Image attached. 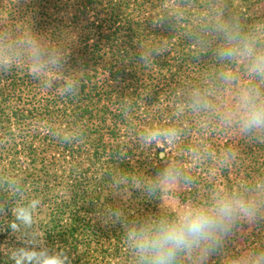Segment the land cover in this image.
Masks as SVG:
<instances>
[{"label": "trees", "instance_id": "1", "mask_svg": "<svg viewBox=\"0 0 264 264\" xmlns=\"http://www.w3.org/2000/svg\"><path fill=\"white\" fill-rule=\"evenodd\" d=\"M110 1L0 0V264H39L32 253L150 264L140 236L174 215L159 205V161L128 155H186L195 136L213 145L200 155L229 162L215 175H177L179 197L233 212L171 264H228V242L249 224L260 256L264 127L244 121L247 104L264 102V29L219 12L192 20L197 0L155 21L133 19L148 0L128 14Z\"/></svg>", "mask_w": 264, "mask_h": 264}, {"label": "rangeland", "instance_id": "2", "mask_svg": "<svg viewBox=\"0 0 264 264\" xmlns=\"http://www.w3.org/2000/svg\"><path fill=\"white\" fill-rule=\"evenodd\" d=\"M178 0H150L143 2V10L135 14L133 17L134 21H140L147 18H152L154 21L159 18L161 9L167 7L170 10L174 9L172 6L176 4ZM118 0H111L110 3H116ZM141 3V0H120V4L124 5L125 8L129 10L122 11L128 12L134 8V5ZM104 7L105 4H103ZM195 15L192 20L200 21L198 17H203L205 14L218 13L221 17L224 14L227 15H237L236 17L242 16L243 19L251 21L250 26H254L255 31H261L264 29V0H197L192 4ZM99 8H91L88 10L87 18L91 21L93 20L95 12ZM172 15V14H170ZM222 23L225 21L222 20ZM194 23H197L194 21ZM221 23V24H222ZM248 26V27H250ZM262 36V35H260ZM190 148L188 154L180 155V151L175 147L165 148V152L169 155H128L131 159H149L154 161V165L159 161L160 170L159 173L161 177L157 178L155 185L158 190H160L159 205L162 211L174 215L177 219L179 214L183 211L190 209V204L188 202L182 201L179 194L182 192L180 180L177 175L187 171L190 173H200L207 175H215L220 172V164H228L229 159L227 155H200L196 151L198 147L201 149H212L213 145L208 144L200 136L193 137L190 141ZM158 147L162 145L158 144ZM166 160H169L167 163ZM209 163H215L216 166L209 165ZM237 207H241L239 204H235ZM261 225L264 228V217L261 220ZM254 225L249 224L246 229L240 231V234L236 236L232 241L228 242L230 247L228 251L224 253V261L228 264H264V252L260 253V256L253 254L250 250L249 244L255 239L249 238V233L254 230ZM261 241V240H260ZM257 249V245L255 246ZM260 248V247H259ZM56 257V256H55Z\"/></svg>", "mask_w": 264, "mask_h": 264}, {"label": "clouds", "instance_id": "3", "mask_svg": "<svg viewBox=\"0 0 264 264\" xmlns=\"http://www.w3.org/2000/svg\"><path fill=\"white\" fill-rule=\"evenodd\" d=\"M256 70L264 71V58ZM246 106L245 126L264 127V102ZM232 212L233 207L229 203H221L214 210L202 207L187 209L177 219L171 222L162 220L154 231L143 232L138 247L142 253L151 257L150 264H171L178 251L191 249L200 240L208 239L209 232L214 231L217 224L227 220ZM17 218L26 223L31 221L30 215L23 210L18 213ZM28 259L38 260L39 264H63L56 257L40 260L35 253L30 254Z\"/></svg>", "mask_w": 264, "mask_h": 264}]
</instances>
